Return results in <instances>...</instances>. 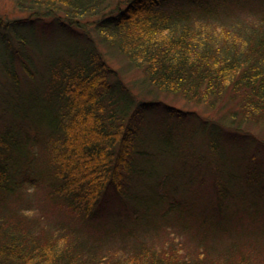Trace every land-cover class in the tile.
Segmentation results:
<instances>
[{
    "label": "trees",
    "instance_id": "obj_1",
    "mask_svg": "<svg viewBox=\"0 0 264 264\" xmlns=\"http://www.w3.org/2000/svg\"><path fill=\"white\" fill-rule=\"evenodd\" d=\"M14 1L0 264H264V0ZM110 187L129 217L97 219Z\"/></svg>",
    "mask_w": 264,
    "mask_h": 264
},
{
    "label": "rangeland",
    "instance_id": "obj_2",
    "mask_svg": "<svg viewBox=\"0 0 264 264\" xmlns=\"http://www.w3.org/2000/svg\"><path fill=\"white\" fill-rule=\"evenodd\" d=\"M124 1H127V0H124ZM26 14L27 13L20 12L16 8V4H15L14 0H0V15L1 16H3V17L7 16L9 18L20 19V18H23L24 16H26ZM249 20H251V19L249 18ZM50 30L51 29H47V31L44 32V34L46 35V37L48 39H50L52 36H54L52 34V31H50ZM41 34H43L42 31L37 32V35L40 36ZM102 51L105 54L106 58L109 59L110 65L114 69H116V68L120 69L121 74L123 75L122 77L124 78V80L126 82L131 83L132 81L138 79L137 72H135L134 70L133 71L128 70L127 68L123 67L124 61H123V58L121 56H119V55L110 56L108 51L103 49V48H102ZM132 91L135 93L136 89H134V90L132 89ZM158 100H159V102H158L159 104H157L158 108H160V106H162V104H169V105H173L175 107H178L180 109L197 111L202 115L210 116L212 114L207 109H205V107L196 106L194 103L187 102L178 96H174V95H170V94H161L160 97L158 98ZM155 114H156V112H154V115H153L154 118H152V120L155 122L160 123L161 120L163 118H165V115H161V113L159 111H157L158 116ZM150 166H151V164L147 165V162H146L145 163V168H146L145 170L149 169V171H150L151 170ZM153 173L156 174L155 172H153ZM148 177H150V176H148ZM206 179L208 180L209 177H207ZM150 180H151V184H154L155 179H150ZM208 181H210V180H208ZM190 192H191V189L187 188L184 195H187V194L189 195ZM38 194L39 193L36 192V194H34L33 197H36L38 199V197H39ZM30 198H31V196H30ZM38 202H39V200H38ZM38 202H37V205H39ZM128 207H129V205L127 206L121 200L119 194H117V192L112 187H110V189L106 192L104 200L102 201L101 205L99 206V210L97 211L96 216H98L97 219H100V216H101V218L103 216H106L107 218H109L111 215H115L116 217H120L121 219L127 218L131 215Z\"/></svg>",
    "mask_w": 264,
    "mask_h": 264
}]
</instances>
